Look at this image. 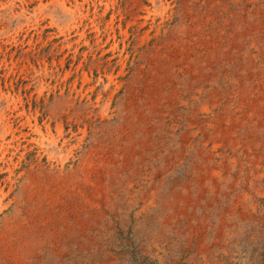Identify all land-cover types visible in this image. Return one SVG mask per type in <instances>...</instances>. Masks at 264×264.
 Returning a JSON list of instances; mask_svg holds the SVG:
<instances>
[{"label":"rangeland","instance_id":"1","mask_svg":"<svg viewBox=\"0 0 264 264\" xmlns=\"http://www.w3.org/2000/svg\"><path fill=\"white\" fill-rule=\"evenodd\" d=\"M202 99L221 104L213 124ZM192 125L224 156L241 125L248 140L264 135V0H0V215L16 192L31 198L23 184L9 191L18 175L49 187L37 214L50 216L58 195L73 200L71 179L88 174L86 192L127 179L148 155L183 150ZM131 222L116 226L118 252L160 264ZM65 232L76 246L94 234ZM251 245V264H264V241ZM243 253L229 256L242 264Z\"/></svg>","mask_w":264,"mask_h":264},{"label":"bare ground","instance_id":"2","mask_svg":"<svg viewBox=\"0 0 264 264\" xmlns=\"http://www.w3.org/2000/svg\"><path fill=\"white\" fill-rule=\"evenodd\" d=\"M220 105L218 99L200 100V109L208 116L205 125L213 124ZM248 130L241 125L233 133L231 153L224 156L215 137L199 135L200 127L192 125L183 150L173 147L176 152L164 149L148 155L127 179L104 181L95 192H86L88 174L77 175L71 179L73 200L64 207L61 203L66 201L58 195L59 204L50 216L37 214L50 200L49 187L43 182L27 185L16 176L9 191L23 184L31 198L24 199L19 192L8 197L0 215V264H127L113 236L116 226L130 221L139 248L160 264H235L229 256L232 246L243 247L242 264H251V244L264 241V135L248 140ZM195 169L198 173H192ZM70 210L71 217L65 213ZM77 227L93 229V239L85 245L68 243L73 234L65 231Z\"/></svg>","mask_w":264,"mask_h":264}]
</instances>
